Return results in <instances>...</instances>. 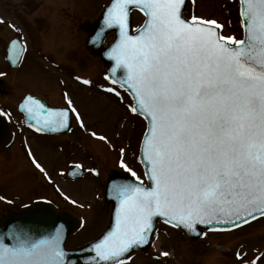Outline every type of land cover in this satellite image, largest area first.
<instances>
[{
	"label": "snow or ice",
	"instance_id": "obj_1",
	"mask_svg": "<svg viewBox=\"0 0 264 264\" xmlns=\"http://www.w3.org/2000/svg\"><path fill=\"white\" fill-rule=\"evenodd\" d=\"M239 2L240 39L223 35L224 25L215 19L194 13L185 18L186 0H112L104 12L92 41L119 30L106 55L115 63L112 76L118 69L124 75L105 79L129 91L135 100L130 111L148 121L141 158L149 183L127 165L121 148L120 166L136 182L112 183L114 225L91 246V264H128L130 252L150 242L157 217L197 235L206 234L197 231L198 225L228 231L264 217V0ZM131 8L145 17L135 35L130 34ZM103 90L121 95L113 87ZM64 98L66 108L46 107L31 95L20 107L38 132L69 129L73 114L84 128L68 93ZM28 155L51 181L31 150ZM82 168L76 164L72 175ZM7 236L12 243L0 237V264H69L62 227L34 239L23 225H15ZM237 257L242 259L240 253Z\"/></svg>",
	"mask_w": 264,
	"mask_h": 264
},
{
	"label": "rangeland",
	"instance_id": "obj_2",
	"mask_svg": "<svg viewBox=\"0 0 264 264\" xmlns=\"http://www.w3.org/2000/svg\"><path fill=\"white\" fill-rule=\"evenodd\" d=\"M107 2L0 0V21H3L0 22V76L7 72L0 79V103L13 109L21 96L30 92L42 96L51 105H60L58 83L64 82L85 124L81 128L79 122L74 123L72 132L61 138L36 137L21 131L18 115L12 118L14 141L0 149V213L8 206L18 207L38 197H49L60 208L83 220V226L70 238L68 247L95 238L106 227L110 205L104 202L105 181L109 172L121 168L118 164L121 148L127 165L144 180L137 156L145 123L130 112V99L126 94L105 80L98 60L87 55L84 40L75 30L83 18L93 16ZM193 13L223 24V35H234L238 39L242 36L238 0H195V4L188 0L185 16L191 18ZM142 21V15L134 12V28ZM14 36L23 39L28 52L19 69L10 70L4 58L5 46ZM110 40L109 35L106 43ZM77 77L81 82L89 80L91 83L81 85ZM108 87L119 91L120 97L103 90ZM92 132L107 139L101 141L93 137ZM24 140L51 177L49 184L45 183L44 174L28 161L22 147ZM61 140L66 157L57 148ZM73 163L95 169L99 175L87 171L70 183L58 170L66 168L67 171ZM62 195L69 199H63ZM4 197L14 203L5 204ZM205 233L192 242L177 229L159 223L149 254L133 253L128 264H252V261L264 264V217L235 230ZM165 252L169 255L164 256Z\"/></svg>",
	"mask_w": 264,
	"mask_h": 264
},
{
	"label": "water",
	"instance_id": "obj_3",
	"mask_svg": "<svg viewBox=\"0 0 264 264\" xmlns=\"http://www.w3.org/2000/svg\"><path fill=\"white\" fill-rule=\"evenodd\" d=\"M112 3V0L107 4V6L102 10L99 16L93 20H87L85 23L80 27L85 32L86 39L84 46L85 48L92 54L100 59L103 66L107 69V77H111V79H120L124 75L123 69H118L115 76H112V68L115 66L113 60H110L106 53L109 50L110 46L114 43L116 39H118L119 30L118 28L109 29L105 32L102 40L97 43H93L92 38L95 36L96 32L100 30L102 23H103V14L106 11L107 7H109ZM131 11V9H130ZM114 34V39L109 45H104V39L109 34ZM130 34L135 35V33L131 32V12H130ZM17 57V55H16ZM110 79V80H111ZM10 134L8 131V127L3 119L0 117V147L6 145L10 141ZM140 160L142 162V158L140 155ZM144 170L145 165L142 162ZM147 178V177H146ZM114 182H136L131 176L126 173L113 171L109 174L106 188H105V202L111 203L112 209L110 212L109 223L102 234L95 240L90 241L80 247L66 248V240L67 238L78 228L79 221L69 213L60 212L54 206L50 204L44 203H37L36 205L25 207L20 211H7L5 215L0 217V237H3L4 242L11 244L12 241L8 238L7 233L15 226V225H23L29 234L34 239H41L45 236H50L55 233L56 229L63 228V248L66 255V260L69 264H91L92 259L94 257V252L90 251L91 246L98 242L103 236L112 229L114 225V213L115 208L117 205V201L113 198L112 194L110 193L109 189ZM147 180V184H148ZM158 221H163L162 218L157 217L154 219V225H156ZM164 222V221H163ZM210 226L205 225H198L197 231L199 233H203V228L209 229ZM215 227H229L227 225H215ZM180 229V228H178ZM232 229V228H231ZM185 237L191 241H195L198 238L202 237V235H197L196 233H192L187 231L186 229H180ZM151 238L150 242L146 245L139 246L133 249L129 255L134 252H144L147 253L150 245H151Z\"/></svg>",
	"mask_w": 264,
	"mask_h": 264
},
{
	"label": "flooded vegetation",
	"instance_id": "obj_4",
	"mask_svg": "<svg viewBox=\"0 0 264 264\" xmlns=\"http://www.w3.org/2000/svg\"><path fill=\"white\" fill-rule=\"evenodd\" d=\"M51 61V60H50ZM59 85V87H60V91H58L59 92V96H60V102L61 103H59L60 105H51V104H49V101H47L45 98H43L42 96H40L41 98H43L45 101H46V103H48L49 105H51V106H56V107H66V101H65V98H64V94H65V92H67V89H66V86L65 85H62L61 83H58ZM60 85H62V86H60ZM70 97V96H69ZM75 105V104H74ZM76 107V106H75ZM77 108V107H76ZM78 109V108H77ZM78 111L80 112V110L78 109ZM65 135H67V134H65ZM65 135H59V136H50V137H57V138H61L60 136H65ZM34 136H36V137H41V136H38V135H34ZM57 148L62 152V156L63 157H66L67 156V152H66V150H65V148H64V141H59V142H57ZM63 148V149H62Z\"/></svg>",
	"mask_w": 264,
	"mask_h": 264
},
{
	"label": "bare ground",
	"instance_id": "obj_5",
	"mask_svg": "<svg viewBox=\"0 0 264 264\" xmlns=\"http://www.w3.org/2000/svg\"><path fill=\"white\" fill-rule=\"evenodd\" d=\"M49 3H53V2H49Z\"/></svg>",
	"mask_w": 264,
	"mask_h": 264
}]
</instances>
